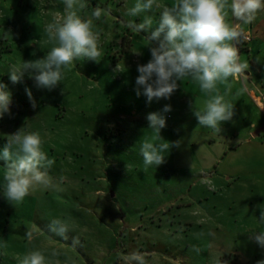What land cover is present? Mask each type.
<instances>
[{"label":"rangeland","instance_id":"1","mask_svg":"<svg viewBox=\"0 0 264 264\" xmlns=\"http://www.w3.org/2000/svg\"><path fill=\"white\" fill-rule=\"evenodd\" d=\"M85 3L80 14L93 19L101 60H76L48 90L27 73L15 84L9 75L50 50L45 26L63 17V0H0V82L11 93V114L0 119V150L8 135L25 127L39 132L42 150L54 160L46 169L52 186L37 185L17 203L3 194L6 162L0 159V264H19L34 250L44 252L48 264H137L133 253L143 264L264 259V249L250 239L264 230L258 219L264 207V35L254 41V26H241L252 36L238 53L248 77L219 85L234 116L217 133L198 125L190 103L197 110L208 96L190 79L178 82L170 100L149 104L136 95L137 65L151 52L148 34L128 23L144 15L158 21L160 9L132 17L135 0ZM96 8L99 19L91 16ZM229 20L237 22L230 12ZM165 104L172 111L164 114L160 135L182 144L165 153L164 164L146 169L141 144L156 135L146 116ZM55 218L69 221L66 237L51 230Z\"/></svg>","mask_w":264,"mask_h":264},{"label":"clouds","instance_id":"2","mask_svg":"<svg viewBox=\"0 0 264 264\" xmlns=\"http://www.w3.org/2000/svg\"><path fill=\"white\" fill-rule=\"evenodd\" d=\"M63 3V17L53 18L45 26L50 50L43 58L23 61L19 67L10 70L9 78L13 84L20 82L27 73L37 88L52 90L61 83L64 70L76 60H101L93 19L80 14L87 6L85 0H63ZM154 8L160 9L158 21L154 22L151 15H144L142 21L128 23L135 32L148 34L145 39L149 41L151 52V59L146 64L137 65L136 95L145 96L149 104L153 100H170L179 86L178 82L190 79L208 96L203 107L197 110H193L190 103L198 125L220 133L222 122L233 119L234 105L220 93L219 85L229 84L230 78H239L248 67L240 63L238 48L233 42L240 41L241 25L251 24L256 14L264 11V0H173L165 6L157 0H135L128 15L139 17ZM229 12L238 23L229 20ZM101 14L102 10L96 8L91 16L99 19ZM25 91L35 107L31 90L26 88ZM10 104L11 93L7 85L0 82V119L11 114ZM170 111L171 105L165 104L160 111L146 116L148 128L156 133L141 144L140 153L146 169L164 164L165 153L173 147H181V140L165 141L160 135L166 127L164 114ZM42 144L39 132L26 131L25 127L8 135L0 150V159L6 162L3 194L8 201L22 202L37 185L52 186V177L46 169L54 160L47 157ZM259 209L258 219L264 222V207L259 206ZM50 228L66 237L70 223L66 219L55 218ZM26 236L31 239L32 233L28 232ZM250 239L264 249V230ZM75 243L78 241L74 240ZM195 251L199 252V249ZM131 260L143 264L138 254L133 253ZM19 264H48V258L44 252L34 250L20 258ZM255 264H264V259L257 260Z\"/></svg>","mask_w":264,"mask_h":264},{"label":"crops","instance_id":"3","mask_svg":"<svg viewBox=\"0 0 264 264\" xmlns=\"http://www.w3.org/2000/svg\"><path fill=\"white\" fill-rule=\"evenodd\" d=\"M236 23H238V22H236ZM250 25L254 26V41L261 39L260 36L264 35V11L258 12L256 14V18L254 19V21ZM245 28H247V27H245ZM244 76L248 77V73L244 72ZM254 98L256 100H258L261 103V105H263L262 102L260 101V97L255 95V93H254Z\"/></svg>","mask_w":264,"mask_h":264},{"label":"built area","instance_id":"4","mask_svg":"<svg viewBox=\"0 0 264 264\" xmlns=\"http://www.w3.org/2000/svg\"><path fill=\"white\" fill-rule=\"evenodd\" d=\"M241 30H242V36L240 37V41L239 43L235 42V46L238 48V53L240 51V44H247L252 40V36L249 30H245V29H241Z\"/></svg>","mask_w":264,"mask_h":264}]
</instances>
